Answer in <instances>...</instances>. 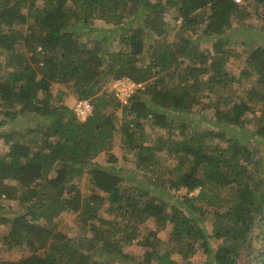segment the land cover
<instances>
[{"label":"trees","instance_id":"16d2710c","mask_svg":"<svg viewBox=\"0 0 264 264\" xmlns=\"http://www.w3.org/2000/svg\"><path fill=\"white\" fill-rule=\"evenodd\" d=\"M253 2L264 13V0ZM246 13L234 0H0V69L8 71L0 73V126L17 114L44 118L43 125L0 134L8 146L0 157V195L23 208L0 217L9 226L2 242L29 253L0 264L134 263L125 246L141 249L134 264H178L172 255L188 261L199 246L212 254L209 240L218 245L204 264H264V47L243 58L236 76L227 71L223 45L231 19ZM96 21L107 28L92 45L82 43L79 31ZM199 32L214 40L211 52L200 49L193 37ZM107 33L117 35L113 50ZM122 77L143 85L125 105L101 89ZM250 77L254 84L244 85ZM52 84L66 97L89 100L92 115L78 122L72 108L53 104ZM63 95L58 89L57 98ZM204 97L217 129L175 120ZM109 106L129 117L124 134L137 150L135 169L154 174L155 153L167 151L176 165L161 188L185 196L167 203L164 192L150 191L153 175L149 186H134L94 162L117 133ZM145 122L161 132L151 145L134 139ZM199 201L218 209L209 213L208 233L197 221L204 215ZM62 213L75 215L76 238L49 225ZM148 220L171 225L168 239L157 231L142 235L138 227Z\"/></svg>","mask_w":264,"mask_h":264},{"label":"rangeland","instance_id":"374dc122","mask_svg":"<svg viewBox=\"0 0 264 264\" xmlns=\"http://www.w3.org/2000/svg\"><path fill=\"white\" fill-rule=\"evenodd\" d=\"M243 5L247 9V13L244 14L243 18H237L233 17L231 19V28L228 29L225 34L223 35L224 38V49L229 51V64L226 66L227 71H229L232 75H239L240 71L243 70V63L242 60L245 58V56L253 50L255 47H264V13L262 12L261 8L258 7L257 4L253 2V0H242ZM173 16V15H172ZM169 17L168 14L165 16L166 20H172L173 17ZM178 19V18H177ZM180 21V19L177 20V23ZM178 25V24H177ZM204 26V25H203ZM202 26V27H203ZM107 28L106 26H103L100 22L96 21L92 23L90 26V31L87 29L82 28V31H79L80 37L79 40L82 43H87L88 45H92V40L96 38V35H100L101 33H98L100 29ZM87 30V31H86ZM94 32V33H93ZM178 34V28L173 31L170 36L167 37V41H175L176 36ZM109 37L112 39L109 40L107 43L108 49L113 50V45H117V35H109ZM199 36L198 45H200V49L203 51H210L211 52V46L214 42L213 39L208 38L207 36L203 35L202 32H199L198 34L193 35L194 38ZM112 45V46H111ZM107 49V50H108ZM118 49V48H117ZM5 57L0 55V62H4ZM6 68L0 69V73L5 75L8 71L5 70ZM10 69V68H9ZM12 69V68H11ZM110 78V77H109ZM253 81V78L250 77L249 82H246L244 85L249 84L253 85L254 83H251ZM115 81L111 82L110 79H107V81L102 85V92L112 94L113 95V88H114ZM61 89L64 92V95L61 98H57V90ZM51 92L55 96L53 98V104H55L57 107L60 105H67L69 109L73 107L74 102L77 100V98L71 96L66 97L65 94L67 91L63 86H60L59 84H52L51 86ZM103 92V93H104ZM219 92V88H215L211 92L212 99H216V95ZM102 94V93H101ZM231 95H234L232 92ZM114 96V95H113ZM116 99V97L114 96ZM117 100V99H116ZM208 102L207 98H201L198 105H196L190 114H185L180 116H176L175 119L178 123L181 121H185L186 123H189V125H193L195 127L203 126L206 129H217L216 127H213V125L210 122V119L212 118V114L210 110L204 109V105H206ZM255 109H258V106H255ZM105 113L110 116L112 119V122L115 123V128L117 130V133L115 134V137L112 139V147L107 153H101L97 157L94 158V162L103 166L107 167L113 172H115L120 177L124 178L126 181H129V183H132L137 186H149V177H155V185L150 186V191H154V194H158L159 192H164V199L167 203H174L175 197H178L181 199L183 196H185L186 192L185 190H180L178 192H171L170 194H166L167 191H163L161 188V183L165 182V177H167V172L172 169L176 165V159L173 157V155H170L167 151H160L155 153V159H156V165L153 166L154 174L147 173L144 170L137 171L135 169V165L138 161L137 156V150L133 148V144H129L126 140V135L124 134V129L126 126V123L129 120V117L124 116L121 113V110L118 109L115 111L109 106L107 110H105ZM259 113V110L257 111V115ZM248 117L250 118L251 115L249 114ZM3 116H0V119H2ZM43 125L44 124V118H41L36 115L31 114H17L16 117L13 120H7L2 126H0V134L9 132V131H20L23 132L25 129L36 127V124ZM143 130L140 132L135 131L136 141L141 140H147L145 142V145H151L154 141H156L161 132L157 131L154 126L151 125L149 122L143 123ZM190 129V128H189ZM179 132V130L177 131ZM143 136V138H141ZM8 152V146L4 145L3 141L0 139V157L3 156ZM164 180H161V179ZM167 185V183H166ZM80 190H82V194L85 195L88 192V185H87V177H84V181L80 184ZM197 194V191H195L193 194H190V196ZM188 196L186 195V199ZM202 207L204 208V215H196L197 221L201 225L204 231L207 233L210 231L211 223H210V214L212 212H217L218 209L215 206H210V208L205 206V203L199 201ZM197 202V204L199 203ZM207 211H210L206 213ZM23 211V208L20 206L19 203H17L15 200H7L4 196L0 195V217H8L12 218L15 214L21 213ZM75 215L72 213H62L57 218H55L53 221L49 223V225L52 223V225L57 226L56 230L63 231L68 235V237L76 238L78 234L77 227L74 223ZM116 218V217H115ZM118 218H116L117 220ZM44 222L42 221L41 224ZM51 225V226H52ZM138 229L141 231L142 235L145 234L148 230L149 231H157L158 237L162 240H167L169 236V232L171 229V225H167L165 228H159L153 220H148L147 223L144 225H141L138 227ZM9 230L8 225H2L0 224V262L9 260V261H17L20 258H24L27 255H29L28 251L22 247H12L7 248L6 245H4L3 236L6 235ZM256 234L258 231L256 230ZM209 245L211 247V253L215 252L218 243L214 242L213 240H209ZM256 247L259 248V243L256 244ZM203 249L201 246H199L197 253L188 259L189 264H204L206 261L211 259L213 256L212 254L206 255L203 253ZM123 252L130 253L131 256H133L134 263H137L139 261L140 255H141V249L136 246H125L123 249ZM172 259L176 261L178 264H186L188 261L183 260L179 255L174 254L172 255ZM136 261V262H135ZM134 264L126 263L123 260L117 259L115 264Z\"/></svg>","mask_w":264,"mask_h":264},{"label":"built area","instance_id":"2783aa9c","mask_svg":"<svg viewBox=\"0 0 264 264\" xmlns=\"http://www.w3.org/2000/svg\"><path fill=\"white\" fill-rule=\"evenodd\" d=\"M235 3H242V0H234ZM142 84H136L126 77L115 80L113 95L122 103L127 104L128 99L139 89H142ZM74 118L78 122H84L92 115V104L89 100H76L72 107Z\"/></svg>","mask_w":264,"mask_h":264}]
</instances>
